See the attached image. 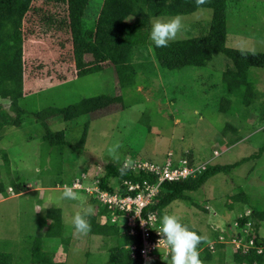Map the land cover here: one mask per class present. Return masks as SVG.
<instances>
[{"label":"rangeland","instance_id":"374dc122","mask_svg":"<svg viewBox=\"0 0 264 264\" xmlns=\"http://www.w3.org/2000/svg\"><path fill=\"white\" fill-rule=\"evenodd\" d=\"M38 1L33 2L22 18L24 60L31 65L40 61L55 67L51 70L30 68L32 73H40L37 76L41 79L27 82V95L20 106L23 105L21 107L28 113H35L47 107L63 108L99 95L120 96L121 104L72 120H47V127L26 117L19 127L3 129L0 137V184L3 188L0 193V253L10 255V264H31L32 248L36 246L53 262L59 260L58 255H65L67 264H110L109 253L123 246L127 238L121 235L124 231L122 222L112 224L119 228V236L76 233L70 218L81 206L92 204L91 214L97 215V203L80 191H75L74 199H64L55 206L38 209L37 205L49 195L63 191L64 186L75 179L82 177L92 183L102 174L93 162L99 166L105 162L121 166L126 159L161 163L168 152H172L175 158L186 157L194 163L226 166L251 157L264 146V120L260 117L264 109V68H250L244 72L234 67L224 54L213 56L203 67L201 64L179 70L161 68L153 54L154 44L149 39L151 19L143 34L145 49L135 51L132 78L126 84H118L114 67H105L75 79L67 77L69 81L60 82L58 79L61 78H57L61 66L57 47L61 40L70 39L58 38L53 42L38 37L47 33L52 35L55 29H49L47 19H54L60 13L61 2L47 0L54 8L50 15L47 7H41ZM102 3L103 0H87L86 25L95 22ZM223 7L227 31L225 46L264 53V0H224ZM38 13L41 17L36 15ZM126 21L130 22L132 18ZM210 21L211 10L204 6L183 16L181 31L169 43L200 37L206 33V29H201L208 27ZM60 44L59 48H63L62 42ZM225 72L231 81L246 83L245 91H242L246 99L228 95L229 109L221 112L222 75ZM46 129L62 131L65 141L74 145L84 137L82 153H73L66 146L49 147L42 140ZM214 151L219 154L213 156ZM18 184H23L24 190L29 192L20 197L15 195L9 187ZM30 185L33 186L26 188ZM35 185L45 188L44 192H31ZM239 192L246 196V203H236V207L230 197ZM206 205L210 209H206ZM248 206L264 210V152L229 173H218L209 178L202 188L187 193L185 200L172 203L163 214L177 216L182 224L197 229L208 238L213 230L211 225L217 229L214 225L219 221L233 223ZM51 209L61 212L62 224L51 228L47 235L41 227H50L46 213ZM96 217L101 223L102 217ZM260 226L259 233L264 239V222ZM236 228L235 235L245 238L246 234L249 237L253 234L249 227ZM226 234L220 233L224 241L229 239ZM57 246L61 248L55 253ZM226 251L230 257V250L226 248Z\"/></svg>","mask_w":264,"mask_h":264},{"label":"trees","instance_id":"16d2710c","mask_svg":"<svg viewBox=\"0 0 264 264\" xmlns=\"http://www.w3.org/2000/svg\"><path fill=\"white\" fill-rule=\"evenodd\" d=\"M36 0H0V137L5 127H19L23 119L28 117L39 122L43 127H47V120L62 119L64 121L72 120L80 115H86L96 111L103 110L115 104H121L120 96L99 95L96 97L81 99L73 105L63 108L47 107L35 113H28L20 104H23L27 92H23V79L25 81H40V73H32V69L51 68L45 63L33 62L26 63L23 56V45L25 40L21 31L23 14L29 11L33 2ZM224 0H103L100 12L92 25L85 23V6L87 0H59L60 13L53 19H47L49 29L52 35L47 33L40 39H49L57 42L58 38H69L70 41H60L57 49L59 62L60 82L68 81L99 72L105 67H114L117 76V82L120 86L126 84L131 78V64L135 58V51L145 49L146 41L143 37L144 30L150 25V20L155 16L164 18L175 16L177 14L187 16L201 9L202 6L211 10V21L206 28V33L200 37L189 39L187 41H178L168 43L167 46H152L153 54L157 64L161 68L168 70H179L184 67H202L205 66L213 56L224 54L231 61L234 67L246 71L250 68H264V53L244 51L228 48L226 44V13L223 7ZM64 2V3H63ZM44 8L47 7L49 14L52 15V3L47 0H40ZM49 6H48V5ZM48 15V14H47ZM132 18L128 22L126 19ZM56 19H58L56 21ZM68 28V31L66 30ZM67 31V32H66ZM61 36V37H60ZM66 40V39H65ZM62 42L63 48L60 43ZM56 44V43H54ZM61 50V51H60ZM66 50V52H65ZM62 52H65L62 54ZM205 56V57H204ZM61 58V59H60ZM41 63V64H40ZM74 64V67L70 66ZM30 67H29V66ZM59 82V81H58ZM222 84L224 95L220 98L219 110L225 112L229 109L228 95L244 98L246 83L240 81H231L225 73L222 75ZM249 90L247 89V94ZM244 98L243 100H245ZM225 103V104H224ZM223 107L224 105H226ZM264 120V109L260 113ZM235 130V129H234ZM42 140L47 142L49 147L69 148L73 153H82L84 137L78 144H70L65 141L62 131L51 132L46 129ZM84 152V151H83ZM264 152V146L260 147L254 155L249 158L241 159L232 165H206L201 173L194 179H188L181 182H164L161 184L159 195L154 206L148 210L157 211L161 217L163 212L172 203L185 200L187 193H193L202 188L207 180L218 173H229L237 168L243 162L256 158ZM189 160V159H188ZM192 162L193 160H189ZM102 170L101 176H98L99 188L109 192L119 190L118 187L123 180L132 182L149 180L153 178L145 173H135L130 169L125 170L121 175L118 171L122 165L113 162H105L99 166ZM16 194L24 190L23 184L13 187ZM122 191V189H121ZM0 193H3L0 184ZM236 203H246V196L242 192L230 197ZM187 201V199H186ZM204 207L201 210L205 212ZM249 214L237 219V225L242 228L250 223V228L254 235V244L264 248V240L260 239L256 233L260 224L264 222V210H257L251 207ZM46 216L51 221L46 234L51 233V228H57L61 225V212L58 209L48 210ZM95 214H90L87 219L91 225L88 235L111 237L119 236V228L116 225H103L96 221ZM202 237L197 245L199 259L202 263L208 262L212 258L214 251L223 248L225 245L217 243V234L211 231L210 236L204 235L195 228L187 226ZM57 231V230H56ZM55 231V232H56ZM55 234V233H54ZM124 238L127 235H122ZM209 240H214V249H209ZM128 237L125 244H128ZM137 243L138 241L135 240ZM123 245V246H124ZM123 246L114 248L109 253V262L111 264H138L129 256V252ZM234 264H264V252L257 254L251 250L247 254L234 253L232 256ZM31 264H63L53 262L51 258L38 250L36 246L32 248ZM0 264H10V255L0 253ZM161 264H170L165 261Z\"/></svg>","mask_w":264,"mask_h":264},{"label":"built area","instance_id":"2783aa9c","mask_svg":"<svg viewBox=\"0 0 264 264\" xmlns=\"http://www.w3.org/2000/svg\"><path fill=\"white\" fill-rule=\"evenodd\" d=\"M216 151L213 156H217ZM132 166L128 167L132 172L145 173L153 178V181L142 180L132 182L121 181L115 192H109L99 188L98 178L92 183H87L85 178L75 179L69 187L74 191H80L97 203L96 213L102 217L101 224L109 225L122 222L124 231L121 235H127L128 244L123 247L129 252L133 260L138 264H144L147 257H151V264L170 262V251L168 247L159 241L160 219L157 211L148 210L157 201L161 184L164 182H181L196 178L204 169L205 163L190 162L186 157L175 158L172 152L161 163L149 160H134ZM124 163L122 164V166ZM122 189V191H121ZM249 212H247V215ZM249 227L250 223L242 228ZM135 240L138 242L136 243ZM217 243L230 245L236 253L247 254L255 250L257 254L264 252L263 247L254 244V235L246 237L235 235L229 236L227 241L222 237L216 240ZM214 249L213 243L208 246Z\"/></svg>","mask_w":264,"mask_h":264},{"label":"clouds","instance_id":"9594fccd","mask_svg":"<svg viewBox=\"0 0 264 264\" xmlns=\"http://www.w3.org/2000/svg\"><path fill=\"white\" fill-rule=\"evenodd\" d=\"M202 0H198V3ZM182 29V17L177 14L168 18L155 16L151 20L149 39L156 47L167 46L168 43L177 37ZM131 160H125L124 165L118 169L121 175L125 170L132 166ZM77 193L72 187L64 186L63 191L55 195H49L38 209H44L49 205H56L64 199H74ZM93 212V205L86 204L75 212L70 222L76 233L84 234L90 230V223L87 217ZM160 235L159 241L164 243L170 251V264H202L199 259L197 245L202 239L195 231L190 230L182 224L177 216L172 214H163L160 217ZM144 264H151V257L145 259Z\"/></svg>","mask_w":264,"mask_h":264},{"label":"crops","instance_id":"0c3cea01","mask_svg":"<svg viewBox=\"0 0 264 264\" xmlns=\"http://www.w3.org/2000/svg\"><path fill=\"white\" fill-rule=\"evenodd\" d=\"M39 2V1H38ZM39 5L41 6V7H43V5L42 4H40L39 3ZM44 8V7H43ZM38 17H41V13H38V14H36ZM71 65V64H70ZM69 81V80H68ZM27 82L28 81H25L24 79H23V92H27ZM26 96V95H25ZM219 154V153H218ZM213 158H211V159H208V161L209 160H212ZM33 185H30V186H25L26 188H29V187H32ZM44 189L45 188H42V187H37V185H35L33 188H32V190H31V192H35V191H37V192H44ZM49 189V188H48ZM47 188H46V190H48ZM29 191L28 190H23L22 192H19V194H15V195H19V197L21 196V195H24L25 193H28ZM37 200H39V199H37ZM41 200V199H40ZM2 202L4 201V200H1ZM42 203V202H41ZM236 204V202H233V205L234 206H236V207H238V205H235ZM228 206H231V205H229L228 204ZM251 207L252 206H248V207H246L241 213H239L236 217H235V221L232 223H229V222H217V223H219V224H215L214 225V227L215 228H217V229H214L213 228V226L211 225V229H213L212 231L213 232H215L216 234H217V238L218 237H221L220 236V233L221 232H227V234H226V236H227V238H229V236L231 235V234H233V233H235L236 232V230H237V228L236 227H238V228H240L238 225H237V219H239V218H241V217H244V216H246V212L247 211H250V209H251ZM206 209H210L207 205H206V207H205ZM213 215L215 216V213L213 212ZM101 224V223H100ZM233 225L235 226V228L233 227ZM49 226H50V223H49ZM261 227V226H260ZM260 227H259V229H258V231H257V233H256V235L260 238V239H263L261 236H260V233H259V231H260ZM42 229H44V232H46L47 231V229L49 228H47V227H44V226H42L41 227ZM234 228V229H233ZM43 232V233H44ZM42 233V234H43ZM229 234V235H228ZM100 237V236H99ZM225 238V237H224ZM226 239V238H225ZM228 240V239H227ZM264 240V239H263ZM223 245H227L226 247L224 246L223 248H221V249H218V250H216V251H214L213 252V254H212V258H211V260L210 261H208V262H205V263H202V264H222V263H224L225 262V264H234V262H233V259H232V254H233V252L235 253V251H234V249L230 246V245H228V244H223ZM61 248V246H57V247H55V250H54V252L56 251V250H58V249H60ZM226 248L227 249H229L230 250V257H228V255L226 254L227 253V251H226ZM62 249H63V247H62ZM53 252V253H54ZM55 253H57V252H55ZM216 254V255H215ZM232 255V256H231ZM215 256H216V259H215ZM58 258H59V260H55L54 262H57V263H63V264H67L68 262V257L66 258L65 257V255H63V256H61V255H58L57 256ZM108 257H109V255H108ZM230 258H231V260H230ZM108 260H109V258H108ZM111 264V263H110Z\"/></svg>","mask_w":264,"mask_h":264}]
</instances>
